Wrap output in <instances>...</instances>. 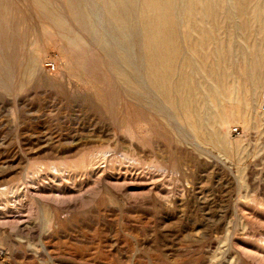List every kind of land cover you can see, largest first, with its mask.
I'll list each match as a JSON object with an SVG mask.
<instances>
[{
	"label": "rangeland",
	"instance_id": "obj_1",
	"mask_svg": "<svg viewBox=\"0 0 264 264\" xmlns=\"http://www.w3.org/2000/svg\"><path fill=\"white\" fill-rule=\"evenodd\" d=\"M0 264H264V0H0Z\"/></svg>",
	"mask_w": 264,
	"mask_h": 264
},
{
	"label": "bare ground",
	"instance_id": "obj_2",
	"mask_svg": "<svg viewBox=\"0 0 264 264\" xmlns=\"http://www.w3.org/2000/svg\"><path fill=\"white\" fill-rule=\"evenodd\" d=\"M201 3V2H200ZM202 5V4H201ZM212 9V8H211ZM139 11V10H138ZM115 12V11H114ZM115 14V13H114ZM109 15V14H108ZM110 16V15H109ZM112 18V17H111ZM144 18V17H143ZM115 19V18H114ZM114 19H113V21H114ZM120 23V22H119ZM123 27V26H122ZM145 47V46H144ZM193 56V55H192ZM260 57V56H259ZM256 58V57H255ZM261 59V58H260ZM253 60V59H252ZM256 60V59H255ZM255 64V63H254ZM253 65V64H252ZM257 65H258V62H257ZM257 67V66H256ZM257 71V70H256ZM255 71V72H256ZM125 76V75H124ZM124 79H125V77H124ZM130 79V78H129ZM189 79V78H188ZM125 81V80H124ZM126 81H128V80H126ZM125 81V82H126ZM132 81V80H131ZM190 83V82H189ZM130 85V84H129ZM193 93V92H192ZM258 96V95H257ZM178 97V96H177ZM183 97V96H182ZM193 98V97H192ZM256 99H257V97H256ZM261 101H259V103H260ZM256 107H258V106H256ZM258 109V108H257ZM260 109V108H259ZM258 112V111H257ZM259 114V113H258Z\"/></svg>",
	"mask_w": 264,
	"mask_h": 264
},
{
	"label": "built area",
	"instance_id": "obj_3",
	"mask_svg": "<svg viewBox=\"0 0 264 264\" xmlns=\"http://www.w3.org/2000/svg\"><path fill=\"white\" fill-rule=\"evenodd\" d=\"M50 69H51V70H53V69H54V65H53V64H51V66H50Z\"/></svg>",
	"mask_w": 264,
	"mask_h": 264
}]
</instances>
